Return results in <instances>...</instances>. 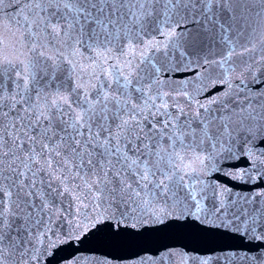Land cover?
I'll list each match as a JSON object with an SVG mask.
<instances>
[{
    "label": "snow or ice",
    "instance_id": "snow-or-ice-1",
    "mask_svg": "<svg viewBox=\"0 0 264 264\" xmlns=\"http://www.w3.org/2000/svg\"><path fill=\"white\" fill-rule=\"evenodd\" d=\"M0 264H264V0H0Z\"/></svg>",
    "mask_w": 264,
    "mask_h": 264
}]
</instances>
